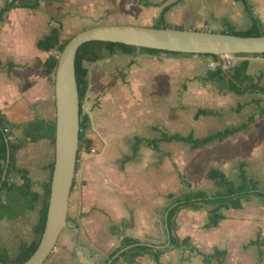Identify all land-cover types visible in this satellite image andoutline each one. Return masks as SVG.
Wrapping results in <instances>:
<instances>
[{
	"label": "crops",
	"instance_id": "obj_1",
	"mask_svg": "<svg viewBox=\"0 0 264 264\" xmlns=\"http://www.w3.org/2000/svg\"><path fill=\"white\" fill-rule=\"evenodd\" d=\"M3 1L0 7L4 5ZM17 1L23 6L7 11L5 20L0 22V110L15 134L14 143L17 145L14 161L10 164L2 154L4 151L0 142V247L6 249L11 257L34 238V227L38 224L44 207L46 184L50 179L51 164L55 156V74L66 28L87 20L90 22L87 26L89 27L99 23L96 22L97 19L100 23L154 25L166 7L169 8L164 12L163 20L172 27L227 32L230 26L243 30L249 28L252 23L250 14L240 0H143L149 2L148 6L153 7L149 13L138 8V4H145L140 0ZM37 1L39 6H33ZM249 1L264 27V0ZM245 24L247 26H244ZM146 55L152 56L144 53L143 57H147ZM193 55L196 64L201 66L206 64L208 69L214 68L216 64L214 57L198 53ZM259 58L256 55H242L241 60L250 61L248 69L250 74L252 60ZM260 75L262 78L264 71H260L256 77ZM196 80L188 81L186 84L191 86L192 82L194 86ZM202 81H205L208 87L212 84H222L216 86L218 90L221 88L224 90L225 84L227 91L235 96L245 98L250 95L249 99L240 102L245 103L241 110L247 106L253 107L254 104L250 115H256V119L247 129L223 140L200 146L224 143L229 139L236 141L245 137L250 140L251 151L248 155L237 154L234 149L228 154L227 159L218 154L219 162L210 165L207 171L211 166L218 167L233 180L232 175H236L239 182L240 165L244 162L248 176L258 179L256 175H249L247 166L253 161L256 162L260 147L256 126L264 119V116L258 114L259 107H264V94L255 91L241 94L230 91L227 77L224 75H219L213 81L203 79ZM94 102L92 112H88L90 124L84 130L85 147L80 148L82 154L79 153L78 156L79 163L70 195L67 226L43 264H106L104 259L125 236L139 238L140 242L148 243L144 245L150 249L136 256L133 262L123 257L119 264H176L172 254L178 248H185L188 264L192 262L190 254H197L203 259V253L212 251L209 247L226 249L229 253L235 252L238 257H243L242 245L251 244L250 241L257 236L244 239L240 230L241 221L230 223L226 221V217L218 226H211L208 227L209 230L202 231L194 226L193 214L187 217L188 209L197 211L194 205H183L175 214V225L176 221L188 222L184 226V235L178 236L183 238L189 235L191 248L168 244L165 212L170 204L162 209L166 201L164 196L166 191L160 188L161 173L152 175L155 177L153 181L156 182L157 188L150 180L140 191L129 188V184H136L137 180L134 177L130 179L124 172L125 168H129L126 163L129 159L126 137L130 134V128L125 122L115 121L112 115L106 114V110L100 107L99 97H96ZM206 108L212 112L202 114L204 118L200 124L207 121L206 115L223 116L227 111L221 114L223 110ZM241 110L236 109L237 112ZM200 116L197 119L202 117ZM248 117L227 126L240 124ZM191 131L195 134L194 128L184 133L175 132L187 134ZM160 136L161 132L159 135L144 139L140 135H134L131 148L137 149L143 140L148 146L153 147L146 139ZM137 138H141L138 145ZM91 146L97 148L96 154L89 152ZM229 160L231 164L224 165ZM207 171L206 179L216 187L215 181L207 176ZM189 188L198 189L192 186ZM168 193L170 195V192ZM254 197L244 199L242 207L236 211H241V215L245 214L244 202ZM223 211L226 215L227 210ZM260 233L264 236V230ZM157 255L160 262L155 258ZM230 257L233 258V255Z\"/></svg>",
	"mask_w": 264,
	"mask_h": 264
},
{
	"label": "rangeland",
	"instance_id": "obj_2",
	"mask_svg": "<svg viewBox=\"0 0 264 264\" xmlns=\"http://www.w3.org/2000/svg\"><path fill=\"white\" fill-rule=\"evenodd\" d=\"M2 1L0 0V4ZM6 1H3L4 5ZM138 8L147 13L153 9V7L145 4H138ZM96 22H99L96 24H101L99 19ZM88 23L90 22L87 20L66 28L64 39L70 38L79 30L86 28ZM244 26H247V24ZM60 53L61 50L59 55ZM144 53L147 52L140 50L135 57L116 54L97 62L85 61V64L91 69L89 74L91 83L89 98H85L83 106L86 113L90 112L95 106L94 99L99 97L100 107L106 110L105 113L112 115L115 121L125 122L130 128V134L126 137L128 140L126 142L128 144V148H126L128 151L127 156L129 157L126 163L129 168H125L124 172L128 174L130 179L134 177L137 180H135L136 184L130 183L129 188L140 191L141 187L148 183V180L151 182L154 180L155 177L152 175L160 172L162 176L160 188L166 191L164 193L166 201L162 207L164 209L177 197H182L185 192L191 190L188 184L182 181L181 174L192 187L213 192L216 188L215 185L206 179L208 167L215 162H219L218 154L227 159L228 154L233 149L237 154L248 155L251 151L250 140L247 137L236 141L229 139L224 143L199 148H193L190 143L183 141L160 142L158 149L148 146L147 142L143 140L137 149L132 150L131 144L134 135H140L144 139L159 135L160 129L168 132L180 131L184 133L194 128L195 134L202 136L228 124H234L237 120L247 118L251 114L254 104L253 107L247 106L237 112L238 103L242 102L243 99H249L251 96L245 98L235 96L227 91L225 84L223 85L224 90L216 88V86H222V84H212L208 87L205 81L195 77L196 75H205L208 67L206 64L202 66L196 64L193 54L161 53V56L146 55L147 57H143ZM222 55H224L222 57H225V54ZM231 55L234 57V62L231 65L225 62L228 67L235 65L242 57V55L236 53H231ZM256 56L260 58L252 60V66L250 67L252 81H257L258 77L256 75L258 76L260 71H264V56ZM133 59L134 62H132ZM225 60L226 57L223 58V61ZM195 79L197 80L193 81L194 86L192 82H190L191 86L186 84L188 81ZM260 82L264 85V75ZM198 107L218 108L223 110L221 114L227 111L224 113V117L206 115L205 119L207 121L200 124V121L204 118L202 115L200 119L193 118V114ZM256 127L260 147L256 162H251L247 166V171L249 175H256L259 186L264 187V119ZM81 147L82 149L85 147L84 138ZM89 152L96 154L98 150L95 146H91ZM234 152L232 153L234 154ZM78 163L79 161H77ZM230 164L231 160L224 165ZM232 178L235 182H238L236 175H232ZM152 185L157 188L156 182L153 181ZM168 192L173 193L174 196H170ZM244 206L246 212L242 215L240 214L241 211H236L237 208L235 207L225 208L227 210L226 221L230 223L241 221L240 230L244 236L243 238L248 240L253 236H258L260 231L263 232L264 230V199L255 196L245 201ZM194 207L197 208V211H192V208L188 209L189 214L187 217L193 214L194 226L199 227L202 231L209 230L204 223L210 214L212 204H196ZM187 223L183 220L181 222L176 221L174 233L184 235V226ZM209 248H212L209 253H213L218 247ZM222 250L226 251L222 260L214 257L209 262L204 258L201 259L197 254L188 253L191 257V264H253L262 258L258 246L252 243L242 245L243 257H238L235 252L229 253L226 249ZM173 253L172 259L176 261V264H188L185 248H178ZM232 255L233 258L230 257Z\"/></svg>",
	"mask_w": 264,
	"mask_h": 264
},
{
	"label": "trees",
	"instance_id": "obj_3",
	"mask_svg": "<svg viewBox=\"0 0 264 264\" xmlns=\"http://www.w3.org/2000/svg\"><path fill=\"white\" fill-rule=\"evenodd\" d=\"M146 5L149 4L147 1H143ZM243 2L245 10L250 14L252 23L250 27L246 30H237L235 27L230 26L227 29V32L241 35H260L264 34V27L262 25V21L260 17L254 12L252 5L249 0H240ZM23 6L17 0H7L5 5L0 8V22L5 20V13L12 8ZM33 6L38 7L39 2L37 1ZM169 7H166L162 12L159 20L154 24V26H166L167 23L164 22V12ZM69 38L65 39L60 45V50L63 49L66 42ZM144 50L150 55H157L159 53H172V54H196V53H185L178 51H170V50H162L158 48L152 47H142L134 44L114 42L108 40H90L83 43L77 52L76 56V74L78 81V89H79V99H80V142H79V151L83 142L84 130L90 124V116L88 113L84 111V100L87 97L89 87H90V68L85 65V61L97 62L106 57H112L116 54L128 55L135 57L136 54L140 51ZM201 55H209L216 59V64L214 68L208 69L205 75H196V78H202L206 81H213L219 75H224L228 80V87L230 91L235 93H245V92H261L264 94V85L261 84L260 79L261 76L258 77L257 81H252L251 74L249 73V60L242 59L238 61L235 65L228 67L225 65L223 58L219 54H210V53H198ZM239 55H263L264 53H236ZM135 60L133 59L132 62ZM260 102V101H258ZM245 103H239L236 107L237 110H241ZM258 114L259 116H264V107H259ZM211 109L206 107H198L195 111L194 118H199L202 114L211 113ZM256 119V115L252 114L248 117V119L240 124L227 126L221 129H218L214 132L208 133L204 136H196L193 131L183 134L180 132L170 133L165 130H160V137H153L151 139H146L149 144H151L154 148H158V143L162 140L164 141H183L191 144L193 148H197L208 144L212 141L223 140L228 136L234 135L239 131L247 129L249 125ZM7 124L6 119L3 113L0 110V142L2 143V150L4 151L2 154L7 158L10 164L14 161V152L17 148L15 143H12L7 139L6 133L4 131V126ZM136 145L139 144L141 138L136 139ZM137 148V146H136ZM79 156V152H78ZM241 172L240 177L241 180L239 182H235L233 179L229 178L224 171L220 168L211 166L207 171V176L215 181L216 189L213 192H209L206 189H191L185 192L182 197H177L175 201L184 200L180 204L172 207L168 213V226L171 232V243L175 247H190L192 246L191 237L189 235L180 238L177 234L174 233L175 227V214L177 210L183 205H196V204H212V208L210 210V214L208 216V220L205 225L207 227L218 226L220 221L226 217L224 213L225 208L235 207L240 208L243 205L244 199H249L252 196H258L264 198V188L259 186V180L248 176L244 166L245 163H241ZM54 167V161L51 164V174L48 183L46 184V194H45V202L44 207L41 211L40 220L38 224L34 227V238L30 243L24 244L20 251L13 257H11L8 251L2 247H0V259L7 262H21L28 258L37 248L44 228L47 217L50 189H51V176L52 170ZM180 177L182 181L186 182L189 187L191 184L186 181L181 174ZM75 183V180H74ZM73 183V187H74ZM4 184V183H3ZM72 187V189H73ZM170 196H174L173 193H170ZM141 240L137 237L133 236H125L121 240L120 244L116 246L104 259V263L106 264H119L120 259L125 257L128 261L133 262L136 256L145 253L149 246L144 244L133 245L130 248L122 251L118 255H115L121 248L132 245L140 242ZM251 243H256L259 247V253L261 255V259L258 262L253 264H264V236L260 233L258 236L250 241ZM226 251L216 248L213 253H203L204 259L209 262L210 259L214 257H218V259L222 260L223 254ZM156 260L160 262L159 255H157ZM101 264V263H99ZM222 264V263H221Z\"/></svg>",
	"mask_w": 264,
	"mask_h": 264
},
{
	"label": "water",
	"instance_id": "obj_4",
	"mask_svg": "<svg viewBox=\"0 0 264 264\" xmlns=\"http://www.w3.org/2000/svg\"><path fill=\"white\" fill-rule=\"evenodd\" d=\"M90 40H108L185 53H264V34L241 35L169 25H139L132 23H101L83 28L72 35L61 50L55 74V156L45 228L35 251L21 262L0 264H43L67 226L70 195L76 175L80 142V99L76 74L79 47ZM184 200L171 203L165 212L168 244L169 210ZM137 244L121 248L115 255Z\"/></svg>",
	"mask_w": 264,
	"mask_h": 264
},
{
	"label": "built area",
	"instance_id": "obj_5",
	"mask_svg": "<svg viewBox=\"0 0 264 264\" xmlns=\"http://www.w3.org/2000/svg\"><path fill=\"white\" fill-rule=\"evenodd\" d=\"M226 62V64H232L234 62V57L232 55L227 56L226 60L224 61V63ZM4 131L6 133V137L8 140H10L12 143L16 142V138H15V134L13 133L11 126L7 123L4 126ZM92 150H94V148H92Z\"/></svg>",
	"mask_w": 264,
	"mask_h": 264
},
{
	"label": "bare ground",
	"instance_id": "obj_6",
	"mask_svg": "<svg viewBox=\"0 0 264 264\" xmlns=\"http://www.w3.org/2000/svg\"><path fill=\"white\" fill-rule=\"evenodd\" d=\"M225 55H229V54H225Z\"/></svg>",
	"mask_w": 264,
	"mask_h": 264
}]
</instances>
